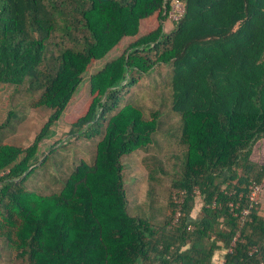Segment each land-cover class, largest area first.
Returning a JSON list of instances; mask_svg holds the SVG:
<instances>
[{
  "label": "trees",
  "instance_id": "trees-1",
  "mask_svg": "<svg viewBox=\"0 0 264 264\" xmlns=\"http://www.w3.org/2000/svg\"><path fill=\"white\" fill-rule=\"evenodd\" d=\"M180 1L184 12L170 22L171 0H0V264L264 261V186L245 223L228 206L239 195L247 206L250 183L264 178L256 151L264 144V0ZM161 65L172 68L183 150L171 179L184 192L176 222L173 191L160 221L130 211L121 163L168 135L160 110L120 106L126 89ZM21 102L49 112L26 147L6 142L26 119ZM59 123L71 139L101 135L93 159L56 192L26 188L55 150L58 143L39 151ZM159 174L167 172H148L151 188Z\"/></svg>",
  "mask_w": 264,
  "mask_h": 264
},
{
  "label": "rangeland",
  "instance_id": "rangeland-1",
  "mask_svg": "<svg viewBox=\"0 0 264 264\" xmlns=\"http://www.w3.org/2000/svg\"><path fill=\"white\" fill-rule=\"evenodd\" d=\"M170 22L166 23L165 32L172 29ZM114 56L115 54L110 57ZM98 66L93 67L95 72L91 71V73H96ZM171 77L172 68L170 65L158 66L149 74L141 76L135 85L126 89L120 102V106L126 102L133 103L141 107L146 115H149L151 110H160L162 112L161 129L168 131V135L164 133L155 135L156 144L121 159L124 189L130 211L134 215H138V213H150L151 210L153 212L150 214L155 217V221L163 219L169 194L175 191L171 188V179L180 170L183 157V150L175 138L176 134L178 135L176 128L179 116L171 108L172 91L169 88ZM79 88L82 89V96L79 97L83 98L88 90L87 76L83 77ZM21 105V112H18L20 115H17H25L26 119L18 126L17 131L6 139V142L26 147L40 131L49 112L44 109L25 110L26 105L22 102ZM68 129L62 123L56 124L48 138L41 143L39 151L44 153V156L49 153L53 144H58L48 156L46 163L26 181V188L46 194L56 192L61 188L62 181L71 174L74 166L78 165L80 161L91 162L94 157V148L101 135L89 139L84 137L71 139L66 135ZM59 145L62 146L58 147ZM256 151L260 160L264 161V144L258 145ZM152 168H161L167 172V175L159 174L157 176L153 188L148 182V172ZM149 189L153 193L152 199L147 197Z\"/></svg>",
  "mask_w": 264,
  "mask_h": 264
},
{
  "label": "built area",
  "instance_id": "built-area-1",
  "mask_svg": "<svg viewBox=\"0 0 264 264\" xmlns=\"http://www.w3.org/2000/svg\"><path fill=\"white\" fill-rule=\"evenodd\" d=\"M171 9L168 12V20L169 21H175L178 20L183 12H184V4L180 0H171L170 2ZM263 186H264V179L260 183H256L252 181L249 185V193L247 196V206L242 207L240 202L242 195H239V199L237 202H231L228 204L231 213L233 216L237 217L241 223H245L246 221L249 220V217L251 215L252 209L258 204L261 193L263 191ZM194 197L197 200L201 199V193L199 189L195 188L194 190ZM172 201L174 204L177 205V209L175 212V217H174V222L178 220V218L181 217L182 215V207L184 205V192H179V191H174V194L172 196ZM239 234L236 235V237L233 239L231 246L235 245V242L238 239ZM227 252H231V249L227 250ZM254 252H256L255 247H251L249 249L248 254L251 255ZM224 260L221 259L220 261L217 262V264H223ZM260 264H264V261L261 262Z\"/></svg>",
  "mask_w": 264,
  "mask_h": 264
},
{
  "label": "crops",
  "instance_id": "crops-1",
  "mask_svg": "<svg viewBox=\"0 0 264 264\" xmlns=\"http://www.w3.org/2000/svg\"><path fill=\"white\" fill-rule=\"evenodd\" d=\"M264 179V178H263ZM191 217L193 219L198 220V218L200 217V209L198 207L194 208L191 212Z\"/></svg>",
  "mask_w": 264,
  "mask_h": 264
}]
</instances>
